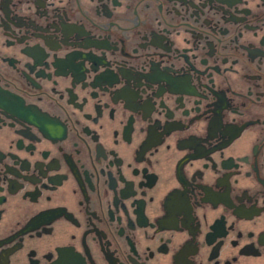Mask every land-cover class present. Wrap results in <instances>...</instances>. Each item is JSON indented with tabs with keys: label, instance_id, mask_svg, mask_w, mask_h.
Here are the masks:
<instances>
[{
	"label": "flooded vegetation",
	"instance_id": "af4514ba",
	"mask_svg": "<svg viewBox=\"0 0 264 264\" xmlns=\"http://www.w3.org/2000/svg\"><path fill=\"white\" fill-rule=\"evenodd\" d=\"M0 264H264V0H0Z\"/></svg>",
	"mask_w": 264,
	"mask_h": 264
}]
</instances>
